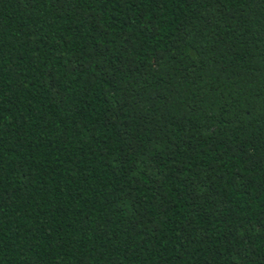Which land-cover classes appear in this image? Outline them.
<instances>
[{"label":"trees","instance_id":"1","mask_svg":"<svg viewBox=\"0 0 264 264\" xmlns=\"http://www.w3.org/2000/svg\"><path fill=\"white\" fill-rule=\"evenodd\" d=\"M0 264H264V0H0Z\"/></svg>","mask_w":264,"mask_h":264}]
</instances>
